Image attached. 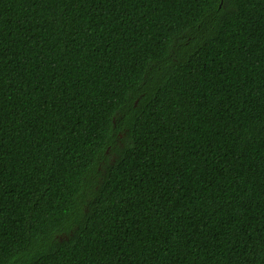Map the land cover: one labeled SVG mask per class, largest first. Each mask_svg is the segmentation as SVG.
Listing matches in <instances>:
<instances>
[{
    "label": "trees",
    "instance_id": "trees-1",
    "mask_svg": "<svg viewBox=\"0 0 264 264\" xmlns=\"http://www.w3.org/2000/svg\"><path fill=\"white\" fill-rule=\"evenodd\" d=\"M0 264H264V0H0Z\"/></svg>",
    "mask_w": 264,
    "mask_h": 264
}]
</instances>
